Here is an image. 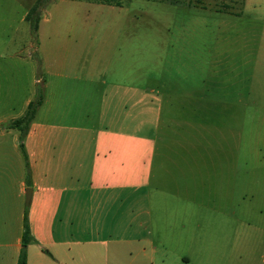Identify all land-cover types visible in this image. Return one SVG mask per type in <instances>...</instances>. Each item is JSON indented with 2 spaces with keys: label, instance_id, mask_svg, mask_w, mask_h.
<instances>
[{
  "label": "crops",
  "instance_id": "1",
  "mask_svg": "<svg viewBox=\"0 0 264 264\" xmlns=\"http://www.w3.org/2000/svg\"><path fill=\"white\" fill-rule=\"evenodd\" d=\"M94 4L122 7L96 1ZM249 4H260L263 8L264 0H242L240 6ZM105 14L108 24L104 35L110 34L107 32L109 21L116 16L115 13ZM44 15L40 16L36 28L39 39L35 51L40 57V75L34 80L43 88V98L21 140L26 160L19 148V130L6 126L16 117L0 120V264L18 261L24 222L29 230L25 264H92L95 255L103 262L108 258L107 250L119 253L125 248L133 249L134 245V250H128L134 259L140 253L147 255L146 247L150 253L159 251L157 247L163 241L159 236V245L154 243L155 213L150 200L154 168L168 157L162 149L171 147L170 142L176 139L174 124L178 128L181 120L190 121L192 117L191 122L197 126L205 125L204 121H198L199 113L205 112L200 108L192 110V116L187 115L182 100L187 99L188 94L183 85L173 91L170 82L165 78L162 82L160 78L168 66L156 68L158 49L161 53L162 46L172 47L169 35L144 42L150 45L156 57V60L150 58L154 66L148 80H155L151 85L141 76L140 65L128 66L131 71L126 75L123 55L115 62V56L111 61L107 53L100 50L95 62V57H88L89 45H73L76 44L73 39L70 43L53 41L55 30L48 36V45H44L40 41L42 24L49 21ZM93 16L88 12L83 14L82 25L87 26L86 22ZM248 19L255 20L264 37V10L259 17ZM126 21L130 22L129 18ZM240 31L242 42L235 49L239 47L242 54H238L237 62L230 54L228 80H221L222 70L227 65H222L215 52L213 55L214 128L221 112L230 118L234 116L235 121L237 108L248 109L247 103L258 96L255 116L260 117L259 124L264 131V61L259 68L257 61H250L247 52L251 51H246L244 46L250 33L246 26ZM110 37L105 35L102 44H108ZM136 37L134 32H122L114 52L120 49V53L132 55L140 51L145 39L140 36L136 43ZM262 48L264 53V46ZM175 61L179 64L171 67L173 77L181 79V68L185 64ZM160 86L165 89L163 92ZM36 89L24 100L18 116L25 113ZM223 89L228 92H222ZM165 92L169 93V112L164 111ZM164 116H167L165 124ZM232 131L236 132L234 127L230 128ZM219 142L216 140L218 145ZM27 188H31V192L26 204ZM157 197L156 204L160 208L162 195ZM229 210L228 214L224 212L223 218L214 221L212 235L202 221L179 226L192 234L191 238H186V247L193 256L199 257V252L203 255L206 243L213 244L215 255L231 257L230 250L235 252L236 221L231 217L232 209ZM231 241L234 242L232 247ZM180 254L181 264H191L190 255Z\"/></svg>",
  "mask_w": 264,
  "mask_h": 264
},
{
  "label": "rangeland",
  "instance_id": "2",
  "mask_svg": "<svg viewBox=\"0 0 264 264\" xmlns=\"http://www.w3.org/2000/svg\"><path fill=\"white\" fill-rule=\"evenodd\" d=\"M34 1L0 0L1 121L22 113L24 100L39 86L34 82L40 75V57L35 51L38 32L31 31L24 21ZM91 1L93 3L83 0H42L44 3L39 19L45 14L49 21L42 24L40 41L47 46L48 36L55 30L57 33L53 41L70 43L73 39L76 42L73 45L79 46L85 43L90 46L88 57H95V62L100 50L107 53L111 61L115 56V62L118 56L123 55L126 75L131 71V68L127 69L128 66L137 68L140 65L141 76L153 85L155 80H148L150 69L154 66L150 58L156 60V57L151 52L154 50L144 42H151L154 38L161 40L169 35L172 47L162 46L164 51L161 53L158 49L156 68L159 70L161 66H168L160 78L162 82L164 78L169 81L173 91L183 85L188 95L182 101L188 116H192V110L198 108L205 111L204 114L199 113L198 117L199 123H205L203 128L191 122L192 117H189L190 121L181 120L178 128L175 124L172 126L176 139L170 142L171 147L162 149L168 157L154 168L150 200L155 213L154 243L159 245V236L163 241L157 247L159 251L150 253L146 247L147 255L139 252L134 259L133 254H128L131 247L119 253L110 249L106 251L107 260L102 262L101 257L98 259L95 255L92 264H181L180 253L190 255L191 264H264V131L259 124L260 117L255 116L258 114L254 110L259 102L258 96L247 103L248 109L237 108L235 121L234 116L230 118L224 111L221 112L215 121V128L212 106L214 52L222 65H227L222 70L223 82L229 78L227 68L230 54L236 62L239 60L238 54H242V50L239 47L235 49V46L242 42L240 30L243 26L250 33L244 44L246 51H251L247 52L248 58L257 61L256 66L261 67L264 61V37L260 35L255 20L248 18L259 17L264 7L260 4L241 7L242 0H177L182 3L179 6L168 4L166 0H120L122 7L109 8L94 4L97 0ZM187 2L195 7H199L200 3L204 9L187 7ZM223 5L228 6L229 14L220 12ZM87 12L94 16L84 26L81 16ZM241 12L243 15H238ZM105 13H115L116 16L109 21L107 32L110 34L105 35L111 37L108 44L103 45L104 28L108 24V20L104 19ZM128 18L130 22L126 21ZM129 31L137 35L136 43L140 41V36L145 39L141 50L132 52V55L127 53L128 50L127 55L122 54L120 49L115 53L116 41L122 32ZM175 60L185 64L181 68V79L173 77L171 67L179 64ZM222 92H228V89ZM164 96V111L169 112V93L165 92ZM162 119L165 124L167 116ZM233 127L236 132H230ZM165 133L170 134V131ZM216 140L220 141L219 145ZM158 195L168 199L161 197L160 208L156 204ZM229 207L232 209L231 217L236 221L235 252L230 250L231 257L227 254L215 255L213 244L206 243L203 255L199 252V257L193 256L190 248L186 247V238H191L192 234L182 231L179 226L202 221L212 235L214 221L223 218L224 212L228 214ZM172 222L174 224H170ZM180 239H183L182 242L178 241ZM234 242L231 241V247ZM92 251L95 253L94 249ZM100 251L104 252L101 248Z\"/></svg>",
  "mask_w": 264,
  "mask_h": 264
},
{
  "label": "trees",
  "instance_id": "3",
  "mask_svg": "<svg viewBox=\"0 0 264 264\" xmlns=\"http://www.w3.org/2000/svg\"><path fill=\"white\" fill-rule=\"evenodd\" d=\"M160 1H164V0H160ZM168 4L174 5V6H179L182 5L181 1H177V0H166ZM98 3L101 4H112V5H116V6H122L121 1L120 0H97ZM42 0H35L34 3L31 5V9L28 11V13L24 16V21L27 22L29 28L31 31H35L37 28V21L39 19V15L41 13V9L43 8L42 6ZM197 3V2H196ZM199 3V2H198ZM199 7H195V5H192L190 2L186 3L187 7H195V8H202L204 9L201 4L199 3ZM185 6V5H184ZM226 9V10H225ZM228 6L227 5H223L222 6V10L220 9H216V10H220V12L223 13H227L229 14L230 11L228 10ZM42 87L38 86L35 92V96L34 98L28 103V105L26 106V111L25 113L22 114V116L16 117L12 120H10L6 126L7 127H12V128H16L17 130L20 131V143H19V148L22 152V155L24 156L25 160H26V155L25 152L23 150V146L21 143L22 138L25 137L26 133H27V129H28V125L30 124L32 118L34 117V114H36L37 109L42 101L43 98V92H42ZM23 229H24V233H23V240H22V247L19 251V258L18 261H16V264H25V261H27V254L25 252V246L27 244V242L29 241V230L27 229V225L24 222L23 225Z\"/></svg>",
  "mask_w": 264,
  "mask_h": 264
},
{
  "label": "water",
  "instance_id": "4",
  "mask_svg": "<svg viewBox=\"0 0 264 264\" xmlns=\"http://www.w3.org/2000/svg\"><path fill=\"white\" fill-rule=\"evenodd\" d=\"M30 192H31V188H27L25 190V203L27 204L30 198Z\"/></svg>",
  "mask_w": 264,
  "mask_h": 264
}]
</instances>
